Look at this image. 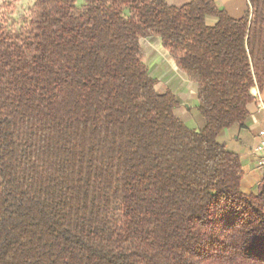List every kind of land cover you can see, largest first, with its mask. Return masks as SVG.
<instances>
[{"label": "trees", "instance_id": "obj_1", "mask_svg": "<svg viewBox=\"0 0 264 264\" xmlns=\"http://www.w3.org/2000/svg\"><path fill=\"white\" fill-rule=\"evenodd\" d=\"M249 3L34 0L0 25V264H264V177L243 191L220 140L264 87V0ZM149 36L198 85L188 120Z\"/></svg>", "mask_w": 264, "mask_h": 264}, {"label": "crops", "instance_id": "obj_2", "mask_svg": "<svg viewBox=\"0 0 264 264\" xmlns=\"http://www.w3.org/2000/svg\"><path fill=\"white\" fill-rule=\"evenodd\" d=\"M31 4H33L34 0ZM170 5L182 6L191 0H166ZM218 7L229 15L240 18L250 7L249 0H214ZM0 0V7H1ZM210 24L217 21L216 17L208 19ZM145 60L150 73L157 79L160 91L172 90L182 100V118L188 120L195 113L198 100V85L179 70L162 40L157 36L141 39ZM254 99L249 104V111L244 121L226 128L220 135V140L232 151L236 152L242 163L244 179L242 189L246 193L257 190L264 177V170L258 165L260 131L264 127V87L255 86L251 90ZM181 105L179 107H181ZM178 107V108H179ZM178 108L175 110L176 114Z\"/></svg>", "mask_w": 264, "mask_h": 264}, {"label": "rangeland", "instance_id": "obj_3", "mask_svg": "<svg viewBox=\"0 0 264 264\" xmlns=\"http://www.w3.org/2000/svg\"><path fill=\"white\" fill-rule=\"evenodd\" d=\"M30 0H2L0 7V25L20 26L27 18L32 6ZM178 116L182 119V105L178 108Z\"/></svg>", "mask_w": 264, "mask_h": 264}, {"label": "built area", "instance_id": "obj_4", "mask_svg": "<svg viewBox=\"0 0 264 264\" xmlns=\"http://www.w3.org/2000/svg\"><path fill=\"white\" fill-rule=\"evenodd\" d=\"M257 151L259 153L258 165L264 170V127L260 131V142Z\"/></svg>", "mask_w": 264, "mask_h": 264}]
</instances>
